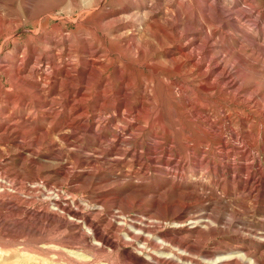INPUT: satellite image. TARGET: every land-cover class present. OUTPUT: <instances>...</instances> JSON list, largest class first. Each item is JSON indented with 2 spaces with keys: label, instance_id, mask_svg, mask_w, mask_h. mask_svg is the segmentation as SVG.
Instances as JSON below:
<instances>
[{
  "label": "rangeland",
  "instance_id": "1",
  "mask_svg": "<svg viewBox=\"0 0 264 264\" xmlns=\"http://www.w3.org/2000/svg\"><path fill=\"white\" fill-rule=\"evenodd\" d=\"M1 21L0 264L264 262V0H0Z\"/></svg>",
  "mask_w": 264,
  "mask_h": 264
},
{
  "label": "bare ground",
  "instance_id": "2",
  "mask_svg": "<svg viewBox=\"0 0 264 264\" xmlns=\"http://www.w3.org/2000/svg\"><path fill=\"white\" fill-rule=\"evenodd\" d=\"M50 12V11H49ZM115 12V11H114ZM167 12V11H166ZM159 13H161V15L163 16L165 13H164V11H161V12H159ZM44 16H42L40 19H37L36 20V24L37 23H41V27L39 28L40 30H43L44 29V23L47 21V20H50V18L49 17H47L46 15L47 14H43ZM112 16H113V14H111ZM149 15V14H148ZM166 16V15H165ZM110 17V16H109ZM108 17V18H109ZM150 17V16H149ZM127 18V17H126ZM105 19L106 18H104V17H102V13L99 15V17H98V20H97V22H98V24H101L102 25V22H104L105 21ZM18 20V19H17ZM17 20H15V19H12V18H10L9 19V21H8V25L9 26H12V27H18V26H21L23 23L21 22V21H17ZM108 20V19H107ZM120 20V19H119ZM117 21V20H116ZM121 21V20H120ZM147 21V20H146ZM177 21V20H176ZM18 22V23H17ZM119 23V22H118ZM3 23H2V21L0 22V25H2ZM35 24V23H34ZM35 24V25H36ZM5 25H6V23H5ZM150 25V24H149ZM155 25V24H154ZM8 27V26H7ZM117 28H120V26H117ZM13 29V28H12ZM148 29V28H147ZM2 31V30H1ZM118 31L119 30H115L114 31V33H118ZM147 31V30H146ZM167 31V30H166ZM14 32V31H13ZM12 32V33H13ZM113 31H111V33H112ZM4 33V32H3ZM11 33V32H10ZM136 33V32H135ZM36 34V33H35ZM113 34V33H112ZM123 34V33H122ZM121 34V35H122ZM184 34V33H183ZM40 35V34H39ZM120 35V34H119ZM124 35V34H123ZM122 35V36H123ZM165 35V34H164ZM167 36L169 35V34H166ZM113 36V35H112ZM115 36H117L116 34H115ZM12 37V36H11ZM117 37H119V36H117ZM125 37V36H124ZM150 38V37H149ZM45 39V38H44ZM13 40V39H12ZM121 40V39H120ZM173 40V39H172ZM172 40H170V43L172 42ZM178 40V39H177ZM121 42V41H120ZM42 43L44 44V45H46V49H52V48H55V46L57 45L58 46V42H57V40H55V38L54 39H51V38H48V40L47 41H42ZM159 43V45L161 46V47H164V48H167V46L169 45L168 43H165L164 41H159L158 42ZM63 45H64V43H63ZM65 46V45H64ZM45 47V46H44ZM181 47H183L182 45H181ZM58 48V47H57ZM64 48V47H63ZM159 49V48H158ZM177 49V48H176ZM54 50V49H53ZM179 50V49H178ZM182 50L183 49H181V50H179L180 52H182ZM142 52V51H141ZM143 54V53H142ZM172 54V53H171ZM143 55H145V56H147L146 54H143ZM142 56V55H141ZM144 56V57H145ZM146 58V57H145ZM160 58V57H159ZM147 59V58H146ZM37 60V59H36ZM157 60V59H156ZM189 60V59H188ZM192 62V58H190V63ZM102 63H104V62H102ZM186 65V64H185ZM192 65V64H191ZM198 64L196 63L195 64V62L193 63V67L191 66L190 67V70H191V68L192 69H194L196 66H197ZM221 66L220 65H216V70H218L219 68H220ZM201 68V67H200ZM222 69V68H221ZM32 70V69H31ZM185 70H188V69H185ZM33 71V70H32ZM183 71V70H182ZM181 71V72H182ZM29 72H31V71H29ZM180 72V71H179ZM180 72V73H181ZM186 72V71H185ZM184 73V72H183ZM19 74V73H18ZM29 74V73H28ZM32 74V73H31ZM224 74V72H219V75H223ZM211 75V74H210ZM20 77V76H19ZM22 78H24V77H22ZM28 78V77H27ZM17 82V81H16ZM150 85V84H149ZM150 87V86H149ZM151 88V87H150ZM149 88V89H150ZM143 101V100H142ZM123 105V104H122ZM144 105V104H143ZM145 106V105H144ZM136 120V119H135ZM137 120L139 121L140 119H139V117H137ZM4 144L5 145H8V142L6 141V142H4ZM58 205V204H57ZM75 216V215H74ZM177 216V215H176ZM202 217V216H201ZM195 220V224H199V222H201L200 221V218L199 217H197V218H195V217H193V218H191V220ZM212 222H218V220H214V221H212ZM191 223H193V222H191ZM202 223V222H201ZM194 224V225H195ZM214 224H216V223H214ZM190 228V227H189ZM139 229V228H138ZM187 229V228H186ZM193 228H191V230H192ZM195 230V229H194ZM98 234V233H97ZM131 234H133V233H131ZM140 237V236H139ZM137 238V237H136ZM264 239V238H263ZM147 240V239H146ZM148 241V240H147ZM242 255H240V254H238V255H229V256H224V257H221L220 256V258H218V259H216L215 261H214V263L215 264H227L228 262H230L231 260H233L234 258L236 259H238V258H240ZM244 257V255L241 257V258H243ZM252 257V259H249L250 260V264H264V262H261L260 261V259L259 258H257V256L255 257V256H251ZM249 258V257H248Z\"/></svg>",
  "mask_w": 264,
  "mask_h": 264
}]
</instances>
